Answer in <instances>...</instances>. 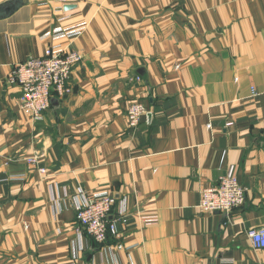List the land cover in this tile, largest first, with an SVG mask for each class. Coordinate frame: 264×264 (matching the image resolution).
<instances>
[{"label": "crops", "instance_id": "crops-1", "mask_svg": "<svg viewBox=\"0 0 264 264\" xmlns=\"http://www.w3.org/2000/svg\"><path fill=\"white\" fill-rule=\"evenodd\" d=\"M58 6L22 0L0 18V264H264L248 236L264 228V0ZM79 24L78 37H43ZM50 45L81 61L70 93L31 121L8 80ZM134 102L149 113L129 128ZM229 173L244 205L200 210L201 190ZM80 190L115 199L108 244L77 231Z\"/></svg>", "mask_w": 264, "mask_h": 264}, {"label": "built area", "instance_id": "built-area-1", "mask_svg": "<svg viewBox=\"0 0 264 264\" xmlns=\"http://www.w3.org/2000/svg\"><path fill=\"white\" fill-rule=\"evenodd\" d=\"M61 11L62 7L73 0H54ZM85 24L69 28H59L47 32L43 37L52 41L75 38L81 35ZM81 61V56L73 50L60 45L48 46L43 55L31 58L13 67L8 83L18 87V103L31 121H40L44 112L50 108L52 93L59 96L70 93L67 86L73 68ZM146 108L139 102L132 103L126 112L129 128H135L141 117L148 115ZM231 125V124H228ZM42 155H35L26 160L28 166L35 167ZM44 173V169H39ZM247 190L229 173L218 182L200 192L198 208L207 213L229 214L242 207L246 200ZM80 204L76 212L77 231L88 236L97 245L108 244L117 237L115 223L109 221L113 196L104 192L88 193L80 190L77 195ZM144 225L157 222L156 214H139ZM248 236L254 248H264V228L251 230Z\"/></svg>", "mask_w": 264, "mask_h": 264}, {"label": "water", "instance_id": "water-1", "mask_svg": "<svg viewBox=\"0 0 264 264\" xmlns=\"http://www.w3.org/2000/svg\"><path fill=\"white\" fill-rule=\"evenodd\" d=\"M22 5V0H9L0 4V18L7 17ZM72 9L66 6L65 10Z\"/></svg>", "mask_w": 264, "mask_h": 264}, {"label": "rangeland", "instance_id": "rangeland-1", "mask_svg": "<svg viewBox=\"0 0 264 264\" xmlns=\"http://www.w3.org/2000/svg\"><path fill=\"white\" fill-rule=\"evenodd\" d=\"M65 6H67V5H65Z\"/></svg>", "mask_w": 264, "mask_h": 264}]
</instances>
